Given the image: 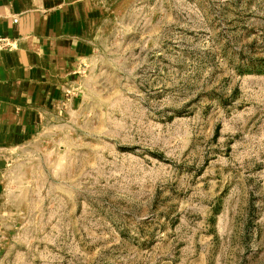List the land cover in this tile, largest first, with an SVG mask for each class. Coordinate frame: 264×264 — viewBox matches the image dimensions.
<instances>
[{
    "label": "rangeland",
    "instance_id": "1",
    "mask_svg": "<svg viewBox=\"0 0 264 264\" xmlns=\"http://www.w3.org/2000/svg\"><path fill=\"white\" fill-rule=\"evenodd\" d=\"M85 70L7 152L0 264H264V0H97Z\"/></svg>",
    "mask_w": 264,
    "mask_h": 264
},
{
    "label": "crops",
    "instance_id": "2",
    "mask_svg": "<svg viewBox=\"0 0 264 264\" xmlns=\"http://www.w3.org/2000/svg\"><path fill=\"white\" fill-rule=\"evenodd\" d=\"M97 0H0V200L7 152L30 143L94 53Z\"/></svg>",
    "mask_w": 264,
    "mask_h": 264
},
{
    "label": "built area",
    "instance_id": "3",
    "mask_svg": "<svg viewBox=\"0 0 264 264\" xmlns=\"http://www.w3.org/2000/svg\"><path fill=\"white\" fill-rule=\"evenodd\" d=\"M0 42H1V40H0Z\"/></svg>",
    "mask_w": 264,
    "mask_h": 264
}]
</instances>
